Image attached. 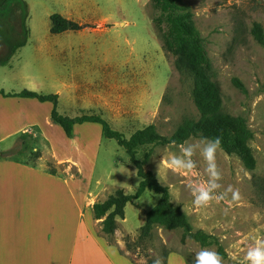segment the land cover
Here are the masks:
<instances>
[{
    "label": "rangeland",
    "instance_id": "1",
    "mask_svg": "<svg viewBox=\"0 0 264 264\" xmlns=\"http://www.w3.org/2000/svg\"><path fill=\"white\" fill-rule=\"evenodd\" d=\"M183 1L211 66L206 76L220 89L221 112L244 118L253 136L245 159L194 137L181 145L138 147L136 159L168 188L192 230L211 235L222 252L215 244L182 242L180 229L155 227L139 239L145 214L160 197L149 191L126 204L111 235L101 230L105 217L95 220V232L136 264H162L170 253L186 264H197L201 253L214 255L218 264H251L249 251L264 246V44L251 33L258 24L264 35V0ZM52 14L88 27L52 35ZM153 20L159 22L158 36ZM164 35L166 25L150 0H8L0 8V90L56 94L59 114L98 115L125 138L148 125L169 137L184 118L197 120L199 114L193 77L174 68L173 55L162 48ZM22 41L25 46L11 54ZM9 104L0 96V110L12 107L0 111V162L31 166L38 161L47 172L78 180L88 170L102 197L118 188L135 192L134 165L115 140L103 137L100 126H77L69 138L44 112L21 130L34 111L26 104L15 111L20 105ZM46 107L50 112L52 106ZM212 148L215 158L209 160Z\"/></svg>",
    "mask_w": 264,
    "mask_h": 264
},
{
    "label": "trees",
    "instance_id": "2",
    "mask_svg": "<svg viewBox=\"0 0 264 264\" xmlns=\"http://www.w3.org/2000/svg\"><path fill=\"white\" fill-rule=\"evenodd\" d=\"M8 0H0V8H3ZM160 11V16L166 25V35L162 40V48L174 57V68L179 72L190 73L193 77L192 99L198 111L197 120L184 118L176 127L174 132L165 137L157 133L154 125H148L141 130H137L125 138L124 135L113 130L107 121L98 115H82L76 117L63 116L57 111L56 94H41L29 90L19 92H5L0 90L2 98H25L34 99L39 103H50V119L57 124L66 137H71L76 125L84 123L99 125L102 135L106 139H113L122 147L127 154L130 163L136 169L139 178L138 186L133 194H125L123 189H116L102 202H97L92 206V213L95 220L105 217L102 221V232L111 235L115 228V219H124V208L127 203L137 200L146 191L158 194L157 203L146 212L144 222L139 230V239L150 236L155 227L164 230H177L183 232L181 241L186 238L198 243L201 247L217 245V251L222 252L219 243L211 235L201 230L193 231L186 215L175 206L171 200L168 188L162 186L155 176L145 171L142 164L136 159V149L144 145H181L187 139L201 138L208 139L216 144L228 155H236L241 159L246 157V142L252 139V132L247 127L246 121L242 117H231L221 112V94L215 81L207 78L206 72L210 70V63L199 36L198 31L193 27L192 13L183 0H150ZM49 33L52 35L64 32L79 31L87 25H80L72 20L66 19L59 14L49 16ZM155 23L157 31L159 22ZM157 32L160 34V32ZM254 39L264 44V35L261 27L254 24L251 30ZM161 38V36H159ZM26 41L16 43L12 46L11 54L25 46ZM3 66V65H2ZM237 87H241L237 79H233ZM220 139V146L216 139ZM2 154H0V157ZM39 157V156H38ZM54 174L53 171L49 172ZM165 260L162 264H165Z\"/></svg>",
    "mask_w": 264,
    "mask_h": 264
},
{
    "label": "crops",
    "instance_id": "3",
    "mask_svg": "<svg viewBox=\"0 0 264 264\" xmlns=\"http://www.w3.org/2000/svg\"><path fill=\"white\" fill-rule=\"evenodd\" d=\"M4 99L10 106L20 105L15 111L22 104L34 111L21 130L50 113L47 102ZM35 101L38 105L31 107L29 102ZM11 108L0 111L9 113ZM30 165L42 167L38 161ZM31 166L0 162V264H136L95 232L92 206L107 197L95 193L91 172L83 170L78 180ZM172 256L178 257L176 263H171ZM165 264L186 263L170 253Z\"/></svg>",
    "mask_w": 264,
    "mask_h": 264
},
{
    "label": "clouds",
    "instance_id": "4",
    "mask_svg": "<svg viewBox=\"0 0 264 264\" xmlns=\"http://www.w3.org/2000/svg\"><path fill=\"white\" fill-rule=\"evenodd\" d=\"M217 144L220 146V139L215 138ZM207 158L209 160H213L215 158V148L209 149L207 152ZM208 195L205 192L201 193V200L206 201L208 199ZM238 198V194H237ZM247 259L251 262V264H264V246H257L254 250H250L248 253ZM159 264V262H157ZM197 264H218L217 258L214 255H209L205 253H201L198 256Z\"/></svg>",
    "mask_w": 264,
    "mask_h": 264
}]
</instances>
